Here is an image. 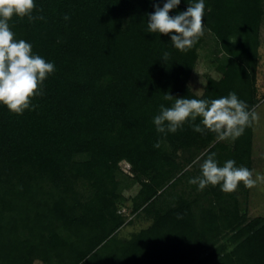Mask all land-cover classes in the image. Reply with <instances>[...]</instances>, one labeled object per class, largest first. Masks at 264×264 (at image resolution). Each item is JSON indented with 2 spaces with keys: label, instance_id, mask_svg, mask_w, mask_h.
Masks as SVG:
<instances>
[{
  "label": "trees",
  "instance_id": "16d2710c",
  "mask_svg": "<svg viewBox=\"0 0 264 264\" xmlns=\"http://www.w3.org/2000/svg\"><path fill=\"white\" fill-rule=\"evenodd\" d=\"M165 2L34 0L42 20L9 21L54 71L23 114L0 105V264H264V217L249 216L250 188L189 183L211 153L220 167L234 160L253 171V124L217 141L190 120L167 134L153 123L175 98L234 92L257 109L264 0H204L218 61L201 93L193 81L204 33L182 52L171 34L148 30ZM196 2L181 0L169 15ZM122 162L139 185L134 212L153 220L128 240L119 237Z\"/></svg>",
  "mask_w": 264,
  "mask_h": 264
},
{
  "label": "clouds",
  "instance_id": "9594fccd",
  "mask_svg": "<svg viewBox=\"0 0 264 264\" xmlns=\"http://www.w3.org/2000/svg\"><path fill=\"white\" fill-rule=\"evenodd\" d=\"M181 0H166L163 7L158 5L149 16L148 30L162 35L171 34V43L175 49L186 51L193 47L204 33V0L189 4L186 11L175 17L169 15L177 8ZM34 0H0V105L11 113L21 115L29 109L31 100L40 92V86L49 74L54 71V64L46 62L39 55H33L32 45L23 39L17 40L10 30L9 21L15 15L29 21L43 19L32 16ZM65 20L69 17L65 16ZM170 53L165 52L166 61ZM165 101L174 97L164 95ZM201 118L200 124L194 122ZM259 119L254 110L239 100L233 92L226 97L213 99L175 98L171 107L160 106V113L153 123L158 133H175L185 122H193V131L211 132L217 141L235 140L243 135L245 129ZM155 148L160 147L158 141ZM215 153L207 155L201 164V176L189 180L198 184L199 190L206 186L221 185L225 193L234 192L243 183L246 188H253L264 183V175L246 167H236L234 160H228L222 167L218 166ZM200 158L193 161L199 162ZM190 167V166H189Z\"/></svg>",
  "mask_w": 264,
  "mask_h": 264
},
{
  "label": "rangeland",
  "instance_id": "374dc122",
  "mask_svg": "<svg viewBox=\"0 0 264 264\" xmlns=\"http://www.w3.org/2000/svg\"><path fill=\"white\" fill-rule=\"evenodd\" d=\"M204 37L205 47L200 51V62L197 65L193 81L199 93H201V87L205 84V76L213 71L218 61L215 42L212 36L204 32ZM260 40V63L257 73V85L261 101L255 110L259 119L252 123L254 135V176L256 173L264 175V21ZM120 168L121 172L118 174V180L120 182L119 193L122 195V199L120 200V205L122 206H120V213L126 216L127 225L119 232V237L128 240L133 234L149 227L153 220L147 219L141 211L134 212L133 199L139 191V185L134 179L131 166L127 162H122ZM188 169L192 170L194 167L190 166ZM247 202V210L250 217H264V183H258L255 187L250 188Z\"/></svg>",
  "mask_w": 264,
  "mask_h": 264
}]
</instances>
